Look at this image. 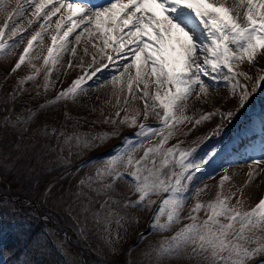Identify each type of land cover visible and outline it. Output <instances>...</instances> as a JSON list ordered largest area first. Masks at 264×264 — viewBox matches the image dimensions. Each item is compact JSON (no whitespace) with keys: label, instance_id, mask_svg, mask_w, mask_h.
I'll return each instance as SVG.
<instances>
[{"label":"rangeland","instance_id":"1","mask_svg":"<svg viewBox=\"0 0 264 264\" xmlns=\"http://www.w3.org/2000/svg\"><path fill=\"white\" fill-rule=\"evenodd\" d=\"M21 3L24 4L26 14L22 18H18V23L28 30L16 36H11L9 29L5 30L3 39L10 47L0 52V92L6 87L5 84L9 83L11 87L17 86L15 109L24 99L37 102L38 108L27 118L29 126L38 124L50 113L53 115L63 113L71 118L72 123L75 124L78 120L80 125L95 128L99 137H103V142H98L100 150L98 152L100 153L79 162L81 169L74 167L75 171L65 178L66 187L59 185V182L51 186L49 192L53 193L54 198H57V196L66 195L73 184L80 185L79 178H81L83 170L94 172L102 169L106 163L101 165L98 162L101 154L110 153L113 156L118 151H126L135 146L130 154L134 159H138L143 156L145 149L158 144L161 136L149 134V138H146L138 136L136 133L140 131L141 124L156 130L162 129L163 124L156 115V112H160L161 109L157 107L155 112L152 111L150 107L152 100L141 98L144 96V85L140 83L137 87V82L134 80L136 68L133 65V56L129 53L124 57L122 55L124 49L114 50L119 49V45L115 43L112 46L110 42L113 40L111 39H109L108 46H105L104 40L108 37L97 30L95 24H90L86 32L84 31L86 26L77 33L71 32L67 37L66 47L59 53L58 63L53 65L49 60V63L45 65L44 57L48 55V47L52 46L51 36L57 34L56 22L61 19L62 15L67 16V13L61 9L48 21L43 19L42 13L40 18L35 20L29 28L28 20L33 19L32 11L34 9L24 3V0H21ZM228 3H230L229 0ZM51 6L49 5V8ZM14 7L15 0H11L6 11H11ZM47 11L48 9H45V12ZM5 18L0 14V26L4 24ZM74 19L73 17L72 21L63 20L59 30L61 36L64 31L71 28ZM41 24H51V28L42 32L43 44L39 40L34 41L24 63L16 68L20 56L27 47L28 40L36 32L41 31ZM77 35L80 36L79 41L76 40ZM10 36L11 38H9ZM59 43L61 42L58 41V45ZM72 49H75L74 54ZM109 56L112 57L111 60H109ZM125 64L133 66L125 71ZM233 67L235 73H247L251 79L237 75L231 80H225L223 79L225 74L230 76L233 74L228 73L227 68L222 69L217 75H214L216 77L214 83H205L208 88L206 95L200 94L198 97L193 94L186 101L184 115L190 117V120L176 124L174 128L163 129L164 136H167L169 131L172 132L164 148L178 146L180 150L191 153L186 163L199 165V167L188 169L186 173L190 174L192 179L184 181L188 191L184 194L185 202L179 223L163 233L150 228L153 216L161 207L162 200L168 195L167 193L150 196L149 199L154 203L148 208L119 205L121 215L115 214V212H113L114 215H110L115 221L109 226L110 233L108 235L112 251H119V249L117 250L119 243L136 241L139 237L136 236L138 232L151 235L153 239L155 237L166 239L174 235L184 224L190 222L188 220L189 213L197 202L207 204L215 199L218 192L222 191L223 195L230 197V206L239 207L242 210L255 207L259 200L264 198V164L248 157L241 148L231 150V155H242L238 156L237 161L233 163L227 158L221 157L223 150L231 142L230 137L234 132L236 134L240 132L239 129L232 128L234 117L249 118L254 113L253 99L264 100V85L256 87L258 76L264 74L261 71L264 69V56H257L252 63L247 60L234 62ZM14 68H16L15 71H13ZM97 69L99 71H96ZM94 72L95 75H93ZM28 76H32L33 79L28 80ZM46 77H48L47 80ZM81 78L80 88L74 95L59 100L55 104L49 103L56 100V96L60 92L65 91L74 81ZM130 80L132 81L131 91L128 88ZM233 84L237 85L235 92L232 89ZM245 86L250 95L245 105L241 107L239 97ZM254 87H256L255 92L252 91ZM148 91L154 93L155 85L150 84ZM195 92L199 93L198 87L195 88ZM145 99L149 105L147 119H145ZM41 105L44 107L42 108ZM229 112L233 116L229 117L227 115ZM202 116L208 118L196 123ZM133 120L135 121L134 125ZM81 138L83 137L81 136ZM109 146L112 149L110 151L107 149ZM157 159L159 160V157ZM119 170L125 175L124 178L113 181L114 186L122 188L127 201L137 200L139 197L130 185L131 177L127 175L128 170L123 167ZM169 170L179 172L180 168L176 166L173 169V166L169 165V169L165 171ZM225 176L228 179L223 181L221 189V180ZM80 187L81 185L78 186V188ZM82 194H79L80 197H78L80 201L83 200ZM144 203L147 204L148 200L146 199ZM105 209L107 210V208ZM95 213L87 205L82 210V214L89 218L93 217ZM194 214L198 215L201 221L206 219L204 209ZM28 219L41 220L43 218H39L31 211L24 210L15 201L5 200L0 195V264L3 262L5 264L92 263L88 257L82 258L79 250L84 245L80 241V234L76 227L69 220H66V225L69 226L73 235L74 239L71 240H68L64 231L58 227L50 226H44L40 234H35L30 239L29 229L24 224ZM118 220L119 223H117ZM163 220L164 217H161L162 222ZM44 221L49 222L47 219ZM257 235H262V233H257ZM25 241L28 242L26 246L23 245ZM171 259L190 260L187 253H182L179 257ZM117 264H121V261ZM254 264H264V255L257 256Z\"/></svg>","mask_w":264,"mask_h":264},{"label":"snow or ice","instance_id":"2","mask_svg":"<svg viewBox=\"0 0 264 264\" xmlns=\"http://www.w3.org/2000/svg\"><path fill=\"white\" fill-rule=\"evenodd\" d=\"M10 3L11 0H0V14L6 17L4 24L0 26V52L10 47L3 39L6 29L10 30L11 36L28 30L18 23V18L26 14L24 4L21 0H15V7L6 11ZM24 3L34 9L33 19L28 20L29 28L42 13L45 21L50 20L61 9L67 13V16L62 15L56 22L57 34L51 36L52 46L48 47V55L44 57L45 65L49 60L53 65L58 63L59 53L66 47L67 37L74 30L69 28L61 36V24L65 19L72 21L74 16L79 17L80 24H95L97 30L108 37L104 40L105 46H108L109 39L119 45V49H114L116 51L123 50L126 44L135 45L130 49L136 68L134 80L137 87L143 83L144 96L141 98L152 100V111L155 112L157 107L161 109L156 115L163 124L160 130L141 124L136 135L146 138H149V134L159 135L161 139L158 144L145 149L143 156L138 159H134L130 154L135 146L116 152L107 159L102 169H98L94 176L89 177V180L108 191L111 190L113 181L124 178L125 174L119 169L123 167L128 170L130 185L139 198L125 201L123 207L148 208L154 203L149 199L150 196L167 193L161 207L153 216L150 228L160 233L171 230L179 223L184 207V194L188 191L184 181L192 179V176L186 173L188 169L199 165L186 163L191 153L180 150L178 146L165 149L164 145L172 132L169 131L168 135L164 136L163 129H171L176 124L190 120V117L184 115L186 101L193 94L199 97L200 94L206 95L208 91L201 75L216 79L212 73L227 68L228 73L233 75L225 74V80H231L237 75L251 79L247 73H235L233 65L234 62L244 60L252 63L257 56H264V0H233L231 6L228 0H102L100 3L93 0H73L67 3L65 0H55V3L53 0H24ZM49 5H52L51 8ZM45 9L48 11L45 12ZM73 24L79 27L75 21ZM40 28L41 31L28 40L16 68L24 63L34 41L39 40L43 44L42 32L51 28V24H41ZM84 31H88V28L85 27ZM125 35L128 37L127 41L124 39ZM76 40H80L79 35ZM58 41L61 42L59 45ZM101 51L103 52V48ZM72 52L74 54L75 49H72ZM108 58L112 59L111 56ZM133 65L125 64V71ZM261 71L264 72V69ZM27 79L31 80L33 77L28 76ZM81 82L82 78L77 79L68 89L60 92L56 100L49 103L55 104L74 95ZM150 84L155 85L154 93L148 91ZM261 85H264V74L257 78L256 87ZM197 87L199 93L195 92ZM236 87V84L232 85L233 92ZM256 87L252 89L253 92ZM128 88L131 91V80L128 82ZM249 95L245 86L239 97L241 107L245 105ZM148 108L145 99V119ZM227 115L231 117L232 113ZM207 118L202 116L196 123ZM132 123L134 125L135 121ZM45 134L74 146H89V140L82 141L79 135L67 134L56 128H53L51 133L46 131ZM169 165H172L173 169L179 166L180 171L166 172ZM105 177L110 179L105 182ZM227 179V176L222 178L221 189L223 181ZM84 183V180L80 181L81 185ZM146 199L147 204L144 203ZM229 200L230 197L223 195L221 191L207 204L197 202L189 213L190 222L154 249L156 257L175 258L187 253L188 258L196 259L197 264H254L257 256L264 255V198L248 210L230 206ZM111 202V198L100 202L99 209H104ZM201 209L206 213V219L202 221L194 214L199 213ZM108 214L114 215L111 211ZM161 217H164L163 222Z\"/></svg>","mask_w":264,"mask_h":264},{"label":"trees","instance_id":"3","mask_svg":"<svg viewBox=\"0 0 264 264\" xmlns=\"http://www.w3.org/2000/svg\"><path fill=\"white\" fill-rule=\"evenodd\" d=\"M5 86L0 92V195L43 218L28 219L24 222L29 229L30 239L35 234H40L44 226L58 227L67 234L68 240L74 239L69 226L66 225V220H69L76 227L84 245L79 250L81 256L88 257L91 264H117L119 261L121 264H197L196 259L186 261L157 258L154 249L159 247L165 238L153 239L147 234L139 236L136 241L119 243V251H112L108 235L109 226L115 221L108 213L111 211L121 215L119 208L127 200L122 188L115 187L114 183L111 190L106 191L91 182L89 177L94 176L96 171L83 170L79 183L81 180L85 183L80 184V188V185L75 183L66 195L54 198L53 193L49 192L51 186L59 182V185L66 187L65 178L75 171L74 167H79V162L100 153L98 142L103 140L96 139L99 135L95 128L80 125L78 120L74 124L71 118L63 113H50L38 124L29 126L27 118L38 108L37 102L24 99L15 109L17 86L11 87L9 83ZM53 128L67 134H78L83 137L82 141L89 140V146H74L55 137L50 138L45 133L52 132ZM107 149L112 150L110 146ZM110 156V153L101 154L98 162L103 165ZM107 180L105 177V182ZM79 194L83 195L82 201L78 198ZM108 198H111L112 204L105 207L107 210L99 209L100 202ZM85 205L96 212L93 217L82 214ZM26 243L28 242H23V245L26 246Z\"/></svg>","mask_w":264,"mask_h":264},{"label":"bare ground","instance_id":"4","mask_svg":"<svg viewBox=\"0 0 264 264\" xmlns=\"http://www.w3.org/2000/svg\"><path fill=\"white\" fill-rule=\"evenodd\" d=\"M55 3V0L53 1ZM73 2V0H65V3ZM93 2L100 3L102 0H93ZM229 6H231L233 0H229ZM74 21L76 24H79V27H75L74 24L71 26L74 30L72 32L77 33L84 29V27H88L89 25L80 24L79 17L74 16ZM94 25V24H93ZM127 32V29L124 30ZM86 32V31H85ZM123 35V33H120ZM125 41L128 40V37L124 36ZM112 46H114V41L110 42ZM135 45L126 44L123 54L124 57L127 54H131L130 49L134 48ZM217 75V73H212V76ZM201 78L205 81V83H214V79L211 77H205L201 75ZM264 98V97H263ZM255 100V101H254ZM253 115L249 118L238 119L234 117L232 128L234 130L239 129L240 132L234 134L230 137L231 142L225 147L222 152L221 157L227 158L230 162L237 161L238 156H242L240 154L231 155L232 149L241 148L243 153H245L248 157L255 159L264 164V100L261 99H253ZM233 116V115H232ZM242 146V147H241Z\"/></svg>","mask_w":264,"mask_h":264},{"label":"water","instance_id":"5","mask_svg":"<svg viewBox=\"0 0 264 264\" xmlns=\"http://www.w3.org/2000/svg\"><path fill=\"white\" fill-rule=\"evenodd\" d=\"M140 234V232L137 233V235Z\"/></svg>","mask_w":264,"mask_h":264}]
</instances>
